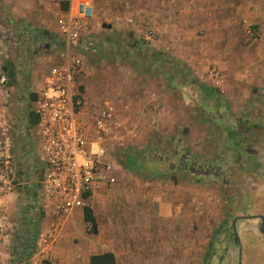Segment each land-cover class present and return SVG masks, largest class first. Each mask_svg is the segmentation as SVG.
I'll list each match as a JSON object with an SVG mask.
<instances>
[{
	"label": "rangeland",
	"instance_id": "rangeland-1",
	"mask_svg": "<svg viewBox=\"0 0 264 264\" xmlns=\"http://www.w3.org/2000/svg\"><path fill=\"white\" fill-rule=\"evenodd\" d=\"M85 1L92 17L84 34L94 39V46L72 53L82 62L77 83L87 117L111 104L115 123L110 159L122 172L134 168L130 172L134 179H152L149 192L177 193L189 208L179 233H171L172 238L163 234L155 242L159 246L146 250L153 258L150 264H175L183 257L184 264H238L239 248L241 264H264L260 232L261 224L264 228L263 75L259 87L247 83L239 91L241 97L246 95V103L233 105L230 98L235 92L226 89V82L224 88L215 85V90L204 85L202 75L212 65L193 73L189 58L175 59L181 42L152 30L144 15L146 0ZM9 3L0 0L4 67L0 75L6 77L9 90V101L1 107L13 142L16 174L11 190L20 192L18 205L26 208L29 218L21 220L19 230L0 231V264H27L19 254L25 245L22 249L20 245L27 242L30 247L33 241L42 255L28 264H49L42 256L50 235H41L44 224H39L41 175L32 168L39 135L28 121L36 92L64 61L66 43L59 16L66 12L53 9L57 0ZM4 195L0 193V198ZM235 218H239L235 223L238 244L231 226ZM0 219L4 223L1 215ZM91 232L93 226L86 225V233Z\"/></svg>",
	"mask_w": 264,
	"mask_h": 264
},
{
	"label": "crops",
	"instance_id": "crops-1",
	"mask_svg": "<svg viewBox=\"0 0 264 264\" xmlns=\"http://www.w3.org/2000/svg\"><path fill=\"white\" fill-rule=\"evenodd\" d=\"M46 1L48 4L49 0H42ZM77 1L86 2L57 0L53 9L59 7L67 12ZM144 15L147 23L154 26L152 30L158 31L161 37L181 42L182 50L175 59L186 62L189 58L193 73L213 66L205 71L206 76L202 75L204 85L217 89L209 73L218 72V85L224 88L226 82V89L235 92L230 98L233 105L246 103V95L241 97L239 91L246 89L247 83L259 87L261 75L264 77V0H146ZM108 26L104 28L111 27ZM191 47L193 49L189 50ZM2 69L0 61V73ZM7 101L9 96L5 98L1 92L0 105ZM38 153L32 168L42 175ZM115 166L116 186L98 185L91 193L83 195V206L73 208L68 216L56 215L55 199L41 201L39 182L38 199L43 206L39 224H44L45 231L41 235H50L42 257L49 264H89L92 256L105 253L114 256L115 264H150L153 258L148 257L146 250L159 246L155 242L162 239L163 234L169 233L171 237V233L180 232V225H185L189 208L184 198L172 192H149L148 188L154 184L152 179L143 180L140 176L134 179L130 176L134 168H125L129 172L125 169L122 172L119 164ZM19 196L20 192L11 190L0 198L5 231L19 230L21 220L29 218L26 208L20 209L18 205ZM85 208H89L93 220L91 233H86V225L92 224L85 220ZM24 245L21 242V249ZM38 246L36 241L32 242V254L25 260L27 264L41 254ZM180 262L184 264L185 258L177 259L175 264Z\"/></svg>",
	"mask_w": 264,
	"mask_h": 264
},
{
	"label": "built area",
	"instance_id": "built-area-1",
	"mask_svg": "<svg viewBox=\"0 0 264 264\" xmlns=\"http://www.w3.org/2000/svg\"><path fill=\"white\" fill-rule=\"evenodd\" d=\"M89 8L86 2L78 1L63 17L59 16L60 32L66 43L64 61L53 68L40 92H36L37 100L32 110L38 119L35 132L40 136L41 201L55 199L57 216H68L73 208L82 207L83 195L91 193L98 185L116 182V166L109 154L114 107L104 104L87 117L77 84L82 62L72 53L76 48L92 49L94 46V39L84 34V26L92 17ZM209 74L218 85L220 74L216 71ZM6 83V77L0 75V93L8 98ZM15 170L13 142L0 105L1 194L11 191ZM2 230L4 223L0 219Z\"/></svg>",
	"mask_w": 264,
	"mask_h": 264
},
{
	"label": "trees",
	"instance_id": "trees-1",
	"mask_svg": "<svg viewBox=\"0 0 264 264\" xmlns=\"http://www.w3.org/2000/svg\"><path fill=\"white\" fill-rule=\"evenodd\" d=\"M3 69H4V67H3ZM10 75H12V74L10 73ZM192 87L198 94H201V90L199 89L198 86L193 85ZM205 91H207L209 93L212 90L207 89ZM37 121H38L37 116L33 112H30L29 113V121H28L29 125L34 126L35 124H37ZM129 162L131 163L130 165H134V161L130 160ZM84 213H85V220L91 222V224H92L93 220H92L91 212H90L89 208H85ZM92 226H93V224H92ZM31 254H32V248H31V246L29 247L28 243L26 242L25 248H23V253H22L23 256L22 257L24 258V260H28L31 256ZM89 264H115V259H114V256L112 254L105 253L102 255L92 256L90 258Z\"/></svg>",
	"mask_w": 264,
	"mask_h": 264
},
{
	"label": "water",
	"instance_id": "water-1",
	"mask_svg": "<svg viewBox=\"0 0 264 264\" xmlns=\"http://www.w3.org/2000/svg\"><path fill=\"white\" fill-rule=\"evenodd\" d=\"M103 27H105V25H103ZM109 27V26H108ZM239 218H235L233 221H232V234L234 236V242H236L237 244L239 243V239L237 237V234H236V230H235V223L236 221L238 220ZM261 234L264 236V228H263V224H261V230H260ZM238 264H241V249L239 248V263Z\"/></svg>",
	"mask_w": 264,
	"mask_h": 264
}]
</instances>
